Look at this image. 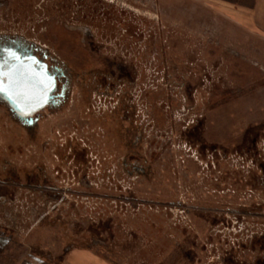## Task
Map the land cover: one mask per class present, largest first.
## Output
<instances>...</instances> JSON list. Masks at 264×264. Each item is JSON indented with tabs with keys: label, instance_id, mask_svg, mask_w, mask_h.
I'll list each match as a JSON object with an SVG mask.
<instances>
[{
	"label": "rangeland",
	"instance_id": "rangeland-1",
	"mask_svg": "<svg viewBox=\"0 0 264 264\" xmlns=\"http://www.w3.org/2000/svg\"><path fill=\"white\" fill-rule=\"evenodd\" d=\"M213 1L0 0V36L38 42L74 75L37 147L30 126L20 135L6 122L18 175H8L0 205V264H77L75 253L103 264H264V46L260 60L240 57L228 46L238 27ZM82 23L107 45L103 53L130 51L133 162L142 173L122 162L126 143H113L116 104L78 89L106 65L67 31ZM69 142L82 163L71 149L65 176L50 171L70 187L61 190L69 204H43L26 184L32 152L50 163Z\"/></svg>",
	"mask_w": 264,
	"mask_h": 264
},
{
	"label": "flooded vegetation",
	"instance_id": "flooded-vegetation-1",
	"mask_svg": "<svg viewBox=\"0 0 264 264\" xmlns=\"http://www.w3.org/2000/svg\"><path fill=\"white\" fill-rule=\"evenodd\" d=\"M67 28L68 32L76 34L78 45L82 48L86 55H88L90 60L106 63L104 70H96L95 73L91 74L90 76H82V80H80L82 85H80L78 89H81V95H84V99H87L89 101L91 99H110L116 104L111 107V109L114 110V114H116V117H118L116 122L118 121L119 124L118 126L116 125V123L114 126V128L116 126L117 128L115 129L116 132L113 135V143L116 148H119V146L123 145L124 142L126 143L129 150H125L124 153L126 156L125 159H123L124 161L122 162L124 164L127 163L128 170L130 169V172L140 171L142 173V170L144 168L135 165V163L133 162V156L135 154L133 153V148L136 143L135 140H138V138H136L135 136L136 134L132 122V119L134 117V108H130V103H128V101L130 102L131 94L135 89L134 87L136 81V70L130 62L131 59L129 57V49L122 46V48L120 47V52L115 53L113 48H109V51H111L110 53H103L107 45L102 42L101 38L100 40H97V36H95L94 32L89 26L82 23V25H69V27ZM8 45H11L13 48L17 47L20 49L30 50L32 56H34L37 60L45 63L47 71L55 77L56 88L53 93V96L55 97L54 103L48 104L47 106L35 112L31 116L30 122H24L23 120L17 118L10 111V107L8 106V104L0 98V132H2L0 133V142H2L0 144V205L5 201L3 197L6 196L8 175H11L10 177L12 178V180H14L12 182H15V179H17L16 176L18 175L15 167L16 164L8 161L6 156L7 149L6 143L4 142V140L6 141V122L10 121L11 123H13L15 125V128H17V130L19 129V133L22 130L21 128L23 126H30L32 131V134L30 136L32 137L34 145L37 147L38 141L42 138L44 139L45 137V135H42L39 130L42 121L46 117H53L55 113L59 112L61 110L60 108L68 101L69 93L72 92V88H70V80L74 77L73 73H71L69 69L65 68L64 66L56 65L54 63L56 62V60L52 57L54 55L50 53L49 48H46V50H42L38 42L27 43L22 39H12L5 36H0L1 57L5 56V51L3 54H1V50L6 49ZM149 47L150 46H148V49ZM86 73L87 72H85V74ZM86 79H88V81ZM45 120H47V118ZM120 127H122V129ZM12 134L16 136V133ZM20 135H18V137H20ZM77 137L79 139L82 138L80 136ZM67 146L68 150L67 148H63V146L55 147V150L52 152L51 157L50 155H48V158H50V163L53 164L52 166H50V163L47 161V159H45L46 157L44 155V158L40 156V149L32 152V168L30 169L29 174L26 175V184L30 186L34 191V194L37 195V201L40 200L43 204H47L50 201H52L55 205L57 202H59L60 204H69V200H64V198L61 196L64 195L61 190L69 189L70 187L60 186L54 182V180L52 179L53 177H50V171L58 176L60 175L59 173L60 171H62L61 169H63V166H65L66 168L69 167V162L72 154L71 149L76 151L75 154L78 152L77 156H75V154L72 155L75 159L73 160L74 163L78 165L82 163L84 154H82L81 150L77 151V147L72 142L67 143ZM80 154H82V156ZM116 156H118V154H116ZM60 164L62 165V168H60ZM63 172L65 176L64 169ZM66 223L70 225L69 221H67ZM69 228L71 230V226H69ZM224 262H228L230 264V258L229 260L227 259Z\"/></svg>",
	"mask_w": 264,
	"mask_h": 264
},
{
	"label": "water",
	"instance_id": "water-1",
	"mask_svg": "<svg viewBox=\"0 0 264 264\" xmlns=\"http://www.w3.org/2000/svg\"><path fill=\"white\" fill-rule=\"evenodd\" d=\"M4 51L5 56H0V98L17 118L30 122L35 112L54 103L55 77L30 50L8 45L1 54Z\"/></svg>",
	"mask_w": 264,
	"mask_h": 264
},
{
	"label": "crops",
	"instance_id": "crops-1",
	"mask_svg": "<svg viewBox=\"0 0 264 264\" xmlns=\"http://www.w3.org/2000/svg\"><path fill=\"white\" fill-rule=\"evenodd\" d=\"M213 3L214 6L221 7L220 10L226 20L238 27V38L235 39V34H233V38L229 37L228 46L231 47L236 45L241 48H235L233 50L238 52L240 57H245L246 60L250 59L252 53H254V56H257L254 60H260L258 54H260L261 51L259 49L260 46H264V0H254L251 8L240 7L216 0H214ZM74 257L76 262H78L77 264H85L84 262L89 261L93 263L96 261L95 263L98 262L97 264H103V262L93 259L88 253H75Z\"/></svg>",
	"mask_w": 264,
	"mask_h": 264
},
{
	"label": "trees",
	"instance_id": "trees-1",
	"mask_svg": "<svg viewBox=\"0 0 264 264\" xmlns=\"http://www.w3.org/2000/svg\"><path fill=\"white\" fill-rule=\"evenodd\" d=\"M220 1L232 4V5L240 6V7L251 8L254 0H252V2L249 5L240 4L239 3L240 1H237V0H220Z\"/></svg>",
	"mask_w": 264,
	"mask_h": 264
},
{
	"label": "snow or ice",
	"instance_id": "snow-or-ice-1",
	"mask_svg": "<svg viewBox=\"0 0 264 264\" xmlns=\"http://www.w3.org/2000/svg\"><path fill=\"white\" fill-rule=\"evenodd\" d=\"M51 86V83L49 82L48 85L46 86V90H47V87H50Z\"/></svg>",
	"mask_w": 264,
	"mask_h": 264
}]
</instances>
